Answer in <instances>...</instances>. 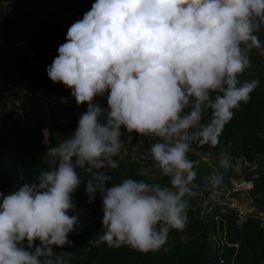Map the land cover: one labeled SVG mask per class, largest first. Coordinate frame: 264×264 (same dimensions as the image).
Returning <instances> with one entry per match:
<instances>
[{
  "label": "clouds",
  "instance_id": "1",
  "mask_svg": "<svg viewBox=\"0 0 264 264\" xmlns=\"http://www.w3.org/2000/svg\"><path fill=\"white\" fill-rule=\"evenodd\" d=\"M261 31L264 0H94L46 66L49 79L86 111L71 134L47 148L49 169L0 192V264H71V253L54 249L70 246L81 225L73 199L81 185L88 203L97 194L101 200L104 231L93 245L163 249L170 231L186 227L197 195L193 145L215 148L259 84L240 77L254 50L264 56ZM133 133L153 141L148 166L135 172L145 179L108 186ZM216 166L231 169L230 155L221 151ZM153 171L167 183L148 182ZM223 180L214 173L210 187Z\"/></svg>",
  "mask_w": 264,
  "mask_h": 264
},
{
  "label": "trees",
  "instance_id": "2",
  "mask_svg": "<svg viewBox=\"0 0 264 264\" xmlns=\"http://www.w3.org/2000/svg\"><path fill=\"white\" fill-rule=\"evenodd\" d=\"M3 1H6L5 5H2ZM75 2L76 0H0V53L16 52L13 60L0 58L1 69L8 73L6 78L13 82L18 78L25 80L26 88L29 89H54L75 102L70 90L62 83H53L46 72V66L58 55L59 45L65 42L62 31H58V28L65 25L72 12H75L72 22L82 18L83 13L90 10L94 0H79L78 5ZM50 4L56 7L55 10L47 9ZM30 14H42L41 24L37 28L32 27L28 21ZM258 35L264 42V31ZM23 42L33 52L31 56L24 51ZM250 61L254 69L264 70V56L255 50L250 54ZM244 74L240 77L241 81L244 80ZM16 109L7 105L5 100H0V192L4 194L14 191L34 174L49 169L53 164V159L43 163L47 144L42 121H23L16 117ZM77 122L74 120L68 125L60 121L55 123V146L75 130ZM193 146L209 149L211 153L225 151L230 155L239 154L244 161L256 160L258 172L248 178L252 181V188L264 199V77L263 82H259L251 93L250 102L241 104L235 110L233 119L224 127L220 142L215 148L207 145ZM115 159L119 168L110 172L113 179L108 182V186L129 177L145 179L135 175L137 168L146 167L142 158L121 152ZM146 179L148 182L167 183V178L160 173H150ZM192 188L197 195L190 201L186 227L170 231L167 243L160 251L141 253L129 246L111 249L103 243L99 246L91 243L104 231L101 224V200L97 194L94 202L88 203L84 186L81 185L73 194L77 210L81 211V225L76 232L70 234V246L54 251L56 255L71 253V264L264 263L263 216L253 211L241 218L238 207L229 205L224 199L212 201L202 214L199 207L191 206L202 188L195 182ZM213 232L221 234L216 242L211 239Z\"/></svg>",
  "mask_w": 264,
  "mask_h": 264
},
{
  "label": "rangeland",
  "instance_id": "3",
  "mask_svg": "<svg viewBox=\"0 0 264 264\" xmlns=\"http://www.w3.org/2000/svg\"><path fill=\"white\" fill-rule=\"evenodd\" d=\"M5 4H6V1H3L2 5H5ZM23 4L24 6L26 5V3H23ZM74 4L78 5L79 0H76ZM55 8L56 7L53 6L52 4L47 6V9H49V11L55 10ZM42 14H38V15L30 14L28 16V21L30 22L32 27L37 28L41 24L40 20L42 18ZM74 16H75V12L70 13L68 17V21L65 23V25L61 28H58V31H62L61 33L64 39L66 38V32H67L68 27L72 23H74L72 22V19ZM23 49L25 52L29 54V56L33 54V52L30 51L29 46L24 42H23ZM15 55H16V52L0 53V58L2 60H13ZM1 67L2 66H0V85L1 83H5V84L10 83V86H8L6 89H0V100H5L7 105L16 107L17 109H16L15 115L21 120L29 122V123L42 121V131L44 133V140L47 144V148L49 146H55L51 138V130L54 129V128H51V125H50L51 119L49 117H46V118L42 117V118L36 119L37 116H34V110L35 111L37 110L40 113L41 112L40 109L44 111H48L51 109L38 108L33 104L32 105L29 104L30 97L28 96L26 92L30 91V89L26 88L27 82L20 78H18L16 82L11 81L9 78H6L5 75H8V73L3 72ZM263 71L264 70L261 68L254 69L252 66L248 71H246V73L243 76V79L244 80L245 79H248V80L255 79V80H258L259 82H263V77H264ZM45 120L47 121L46 123H45ZM72 120L74 121L76 120V118H73ZM72 120L70 119L68 124H70ZM53 132L55 133V130H53ZM196 149L208 155L217 154V153H211L209 149H205V148H196ZM230 157L232 160V168L226 172L220 169V171L223 172L224 174L223 183L215 189L211 188L210 184L204 187L201 186L202 191L200 195L195 199L194 202L191 203V206L199 207L202 214H204L206 208H208V206L210 205L212 201L218 200V197H224V195L228 193L229 187H232L235 185L240 190L241 188L240 183H235L234 179L238 180V182H241V179L252 177L258 172L256 169L258 165L256 160L244 161L239 154H232L230 155ZM52 159L54 158L48 157L45 154L43 158V163L45 164L48 161H52ZM212 161H215L214 164H217V158L214 157ZM262 164L264 165V160H262ZM238 201H240L244 206L246 205L249 209L257 210L256 212L258 214H261L264 218V199L260 197L259 192H257L256 190L253 189V193H251V199L248 198L247 201L242 200V196L240 195ZM237 209H238V212L241 218L245 216L246 214L250 213V212H242L241 210H239V208ZM220 238H221L220 233L213 232L211 235V239L213 242H216Z\"/></svg>",
  "mask_w": 264,
  "mask_h": 264
},
{
  "label": "crops",
  "instance_id": "4",
  "mask_svg": "<svg viewBox=\"0 0 264 264\" xmlns=\"http://www.w3.org/2000/svg\"><path fill=\"white\" fill-rule=\"evenodd\" d=\"M96 100L102 106H106V99L97 97ZM86 108L87 106H82V105L77 106L76 102L70 100L67 103H64V105H62L61 107L52 108L51 110L48 111H44L40 109L41 112L39 113L37 110H36L37 112L34 110V116H37L36 119L42 117L43 118L49 117L51 119V124H50L51 128H54V125L57 121H60L65 125H68L69 120L70 119L72 120L73 118H76V120L78 121L80 114L86 111ZM46 122L47 121L45 120V123ZM53 130L54 129L51 130V138H52V142L54 143L55 133L53 132ZM132 135H133L132 142L129 143L127 142V140H125V144L121 152L130 155L132 154V156L137 158H142L145 161L147 167L148 161L145 159V156L150 148V144L153 141L142 136L139 137L135 133H133ZM126 136L127 133L125 132V136L122 137V139H126ZM189 156L196 165L195 170L197 172V176L196 179L194 180L195 183L198 184L199 183L198 180L202 176L207 175L212 170H216V172H221L220 169L216 166L217 164H214L215 161H212L214 157L218 159L219 155L204 154L203 152L197 150L193 146V151L189 153ZM152 173H159V172L153 171ZM234 182L240 183L241 186L240 190L235 185L229 187L228 193L224 195V197H218V199H224L229 205H236L239 208V210H241L242 212L257 211L255 209H249L246 205L244 206L240 201H238L240 195L242 196V200L247 201L248 198L251 199V193H253L252 181L247 177L245 179H241V182H238V180L234 179Z\"/></svg>",
  "mask_w": 264,
  "mask_h": 264
},
{
  "label": "built area",
  "instance_id": "5",
  "mask_svg": "<svg viewBox=\"0 0 264 264\" xmlns=\"http://www.w3.org/2000/svg\"><path fill=\"white\" fill-rule=\"evenodd\" d=\"M8 86H10V83H1L0 87L1 89H6ZM26 93L30 97L29 104H33L38 108L52 109L60 107L64 103L70 101V99L64 93L47 87L30 89V91ZM65 100L66 102H63ZM214 173H217L216 170H212L207 175L202 176L198 181V184L200 186H206L210 184V178ZM257 264H263V262H258Z\"/></svg>",
  "mask_w": 264,
  "mask_h": 264
}]
</instances>
